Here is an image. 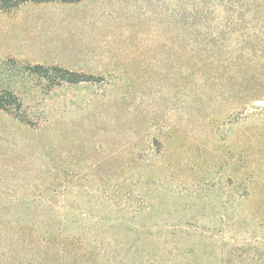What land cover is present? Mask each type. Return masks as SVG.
<instances>
[{"label":"rangeland","instance_id":"obj_1","mask_svg":"<svg viewBox=\"0 0 264 264\" xmlns=\"http://www.w3.org/2000/svg\"><path fill=\"white\" fill-rule=\"evenodd\" d=\"M6 93L2 245H109L116 260L95 264H264V0L0 10Z\"/></svg>","mask_w":264,"mask_h":264},{"label":"trees","instance_id":"obj_2","mask_svg":"<svg viewBox=\"0 0 264 264\" xmlns=\"http://www.w3.org/2000/svg\"><path fill=\"white\" fill-rule=\"evenodd\" d=\"M79 1L80 0H0V10L4 13H11L29 2H62L72 4ZM39 68L41 69L42 67ZM51 70L56 73L60 79L69 83H80L85 81L82 75L70 72L66 69L55 67ZM6 94L7 96L5 97L0 95V110L9 111V106L15 104L16 100L11 93ZM82 217H85V219L94 218L93 215L88 214H83ZM5 242H7L8 245L11 244L12 247L14 246V250L10 246L6 247L2 245V241H0V264H68V259H73L79 264H95V261L98 262V260H100L98 257L108 262L116 260V257H114L115 252L112 253L109 245L99 248L93 241H88V245H83L81 241H36L37 244L32 243V241ZM56 248L59 249L57 250L58 253L61 252L64 255L63 258L52 255ZM5 256L9 257L8 260L3 259Z\"/></svg>","mask_w":264,"mask_h":264},{"label":"crops","instance_id":"obj_3","mask_svg":"<svg viewBox=\"0 0 264 264\" xmlns=\"http://www.w3.org/2000/svg\"><path fill=\"white\" fill-rule=\"evenodd\" d=\"M23 6V5H22ZM4 13V12H3ZM4 14H10V13H4Z\"/></svg>","mask_w":264,"mask_h":264}]
</instances>
